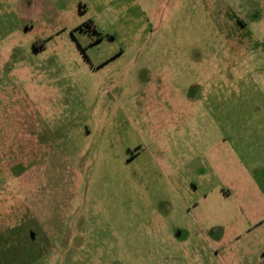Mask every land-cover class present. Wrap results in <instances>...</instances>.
I'll return each instance as SVG.
<instances>
[{
  "label": "rangeland",
  "instance_id": "1",
  "mask_svg": "<svg viewBox=\"0 0 264 264\" xmlns=\"http://www.w3.org/2000/svg\"><path fill=\"white\" fill-rule=\"evenodd\" d=\"M263 100L264 0H0V264H244L191 213Z\"/></svg>",
  "mask_w": 264,
  "mask_h": 264
},
{
  "label": "crops",
  "instance_id": "2",
  "mask_svg": "<svg viewBox=\"0 0 264 264\" xmlns=\"http://www.w3.org/2000/svg\"><path fill=\"white\" fill-rule=\"evenodd\" d=\"M222 133L203 162L204 192L191 216L221 260L264 264V102Z\"/></svg>",
  "mask_w": 264,
  "mask_h": 264
}]
</instances>
